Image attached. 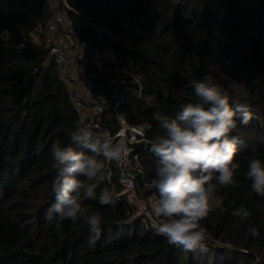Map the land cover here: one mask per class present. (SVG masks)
<instances>
[{"label": "trees", "instance_id": "16d2710c", "mask_svg": "<svg viewBox=\"0 0 264 264\" xmlns=\"http://www.w3.org/2000/svg\"><path fill=\"white\" fill-rule=\"evenodd\" d=\"M67 2L74 33L89 49L93 95L106 97L99 129L80 121L47 47L30 36L48 19L47 0H0V264H264V196L252 191L246 177L251 156L264 161V0ZM3 30L9 31L7 39ZM106 47L115 61L102 58L100 69L94 51ZM206 78L227 92L233 106L247 103L253 113L248 125L238 124L232 133L242 140L235 157L237 186L218 187V202L200 222L216 243L207 240L206 253L186 252L157 234L133 202L116 194L120 183L113 170L96 196L83 202L89 214L102 217L98 239L83 219L59 226L55 217L47 219L56 202L53 144L87 152L69 132H114L118 100L129 123L148 125L139 154L143 173L137 176L146 189L143 182L151 184L155 176L150 147L159 129L153 114L175 117L182 104L196 101L193 82ZM105 187L114 209L99 203ZM241 206L250 210L249 219L232 215ZM250 225L259 237L247 232Z\"/></svg>", "mask_w": 264, "mask_h": 264}, {"label": "clouds", "instance_id": "9594fccd", "mask_svg": "<svg viewBox=\"0 0 264 264\" xmlns=\"http://www.w3.org/2000/svg\"><path fill=\"white\" fill-rule=\"evenodd\" d=\"M193 86L195 102L182 104L175 117L160 112L152 117L159 129L150 147L155 156L151 184L158 193L153 212L160 218L153 226L169 244L186 252L206 253L207 229L200 222L213 209L218 187L237 186L235 174L240 164L235 157L242 140L232 133L238 124L248 125L253 113L247 103L233 106L227 92L211 78L194 81ZM69 135L74 144L87 152L71 145L53 144L50 159L56 171L52 183L56 202L50 206L47 219L55 217L57 226L64 220L75 224L83 219L93 238L98 239L102 217L89 214L83 202L96 196L97 188L111 171L106 162L119 164L128 150L123 139H115L108 132L77 128ZM246 177L252 191L264 196V161L255 154L248 159ZM99 203L115 208L116 201L107 187L100 191ZM232 215L247 220L251 212L241 206ZM247 232L253 237L260 235L254 225L248 226Z\"/></svg>", "mask_w": 264, "mask_h": 264}, {"label": "built area", "instance_id": "2783aa9c", "mask_svg": "<svg viewBox=\"0 0 264 264\" xmlns=\"http://www.w3.org/2000/svg\"><path fill=\"white\" fill-rule=\"evenodd\" d=\"M47 4L49 15L45 25L37 27L35 31L30 33V36L36 43L41 44L43 42L44 46L47 47L48 56L56 64L58 76L68 91L69 100L80 121L99 129L98 120L103 111V103L106 101V97L103 94L93 95L92 80L88 76L86 62L89 49L85 41L74 33L72 20L68 15L71 7L67 0H47ZM95 30L97 34L102 32L97 27ZM107 33L111 35V32L108 31ZM8 34V30H3L1 36L7 39ZM94 53L95 64L100 69H102V58L111 62L115 61V56L107 47L101 51L95 49ZM104 71L110 72V69ZM135 81H138L137 78ZM118 102V100L115 101L113 105L118 121L117 129L114 132L101 129L100 133L108 132L115 139H123L128 154L119 164L116 162L107 164L106 162V166L111 171L118 172L116 179L120 186L115 189L116 194L125 198L127 202H133L138 210L137 215H140L146 224L155 230L153 225L160 219L153 212L158 196L153 189L148 188L152 185L145 182H143V185L147 187L145 193L139 194L138 189L140 187L137 179V176L143 173L139 154L146 147L147 141L144 134L148 125L146 123H129L124 113L118 109ZM214 202H218V199H215ZM208 240L212 241L213 245L216 244L213 239L208 238ZM220 246L226 247L224 244Z\"/></svg>", "mask_w": 264, "mask_h": 264}, {"label": "rangeland", "instance_id": "374dc122", "mask_svg": "<svg viewBox=\"0 0 264 264\" xmlns=\"http://www.w3.org/2000/svg\"><path fill=\"white\" fill-rule=\"evenodd\" d=\"M132 172H134V171H132ZM138 193L139 194L145 193V189H142V188L138 189ZM224 246H226L228 248H231V246L230 245L228 246V244L227 245H224ZM231 249H233V248H231Z\"/></svg>", "mask_w": 264, "mask_h": 264}]
</instances>
